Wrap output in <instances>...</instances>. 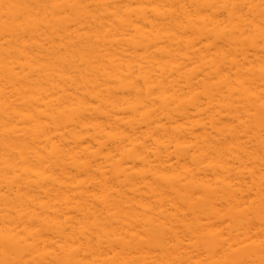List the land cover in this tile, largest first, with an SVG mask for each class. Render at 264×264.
Wrapping results in <instances>:
<instances>
[{"label":"bare ground","instance_id":"obj_1","mask_svg":"<svg viewBox=\"0 0 264 264\" xmlns=\"http://www.w3.org/2000/svg\"><path fill=\"white\" fill-rule=\"evenodd\" d=\"M0 264H264V0H0Z\"/></svg>","mask_w":264,"mask_h":264}]
</instances>
